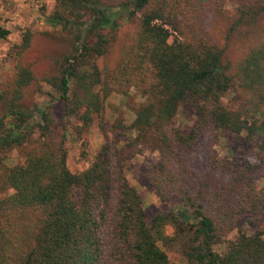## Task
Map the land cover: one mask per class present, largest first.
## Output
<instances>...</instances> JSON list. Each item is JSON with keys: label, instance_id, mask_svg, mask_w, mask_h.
<instances>
[{"label": "trees", "instance_id": "trees-1", "mask_svg": "<svg viewBox=\"0 0 264 264\" xmlns=\"http://www.w3.org/2000/svg\"><path fill=\"white\" fill-rule=\"evenodd\" d=\"M53 1L45 19L67 32L68 51L57 59L56 72L42 78L53 92L48 104L22 103L31 84L40 92L20 59L28 32L11 49L13 73L0 88V150L22 147L24 155L21 164L3 167L11 193L0 198V264H170L164 247L173 241L189 264H264V220L253 230L236 226L238 219L250 224L264 214V187H257L256 176L264 169V120L255 117L264 102V36L256 30V38L240 42L241 56L229 63L223 47L186 39L180 0ZM263 10L264 0H239L230 30L253 26ZM122 25L128 30L109 63ZM165 26L179 38L168 41ZM6 34L0 27V38ZM234 85L248 94L249 110L221 101ZM131 89L144 99L132 121L112 122L90 164L69 171L52 108L58 104L63 128L75 119L80 123L73 128L83 132L110 93L127 96ZM179 106L194 116L186 133L172 124ZM131 132L125 146L133 142L158 155L144 157V178L160 201L176 200L148 222L115 145ZM206 132L244 139L251 157L220 160L211 151L206 168L193 173L190 155ZM220 243L217 252L213 246Z\"/></svg>", "mask_w": 264, "mask_h": 264}, {"label": "rangeland", "instance_id": "rangeland-1", "mask_svg": "<svg viewBox=\"0 0 264 264\" xmlns=\"http://www.w3.org/2000/svg\"><path fill=\"white\" fill-rule=\"evenodd\" d=\"M110 2L113 0H102ZM239 0H180L182 16L186 19L188 28L186 39H203L210 43L223 47V58L232 63L241 56L240 45L245 39L253 40V35L258 30V37L264 36V10L259 12L254 25L235 27L230 30L238 15ZM53 0H0V27L7 30L4 38H0V88L9 82L13 73L14 56L12 48L21 41L24 32L30 35L27 48L20 54L22 63L30 67L34 77L38 80L37 92L33 84L25 90L22 103L27 107L33 105H47L52 90L46 85L42 78L54 74L57 70V59L68 51L66 31L47 22L45 17L53 11ZM239 25V24H238ZM171 35L168 41L179 38L176 31L168 26ZM128 30L122 25L117 33V38L111 42V48L107 57L109 63H113L116 58L117 45L121 37ZM235 30V31H234ZM233 31V32H232ZM232 32V34H231ZM183 40V36H180ZM15 47L13 48V50ZM248 94L241 88L232 86L221 97V101L233 109L247 108ZM144 99L131 89L127 96L112 92L105 99L104 109L100 116L93 117L92 123L83 132H78L73 128L79 125V121L70 119L71 124L62 127L63 117L59 111L58 104L51 112L56 119L55 130L58 135L63 136L64 147L66 149V166L71 172H77L88 166L93 159L95 152L99 149L104 140V130L112 122L122 120L124 124L132 121L133 109ZM56 104V103H55ZM54 105V104H53ZM249 110V109H248ZM251 112V110L249 111ZM255 117L264 120V102L259 106V111ZM194 123V116L183 106H179L172 118V124L186 133ZM134 133L122 138L115 145L119 150L123 174L128 183L133 186L142 199L147 222L150 217L163 209L169 208L176 201L173 197L168 200L160 201L155 189L144 178L143 159L150 158L153 161L158 158L156 153L143 148L132 141ZM214 134L206 132L200 135L196 149L190 155L188 162L189 168L193 173H200L206 168V155L215 152V156L220 160L237 156L239 160L251 157V152L247 153L249 144L244 139L236 140L231 134H219L214 139ZM130 143V144H129ZM137 148L143 149L140 154L134 153L130 156L125 152ZM22 147H13L7 150H0V198L11 193L3 179V167H12L21 164L24 159ZM124 152V153H123ZM247 153V154H246ZM257 187H264V169L257 173ZM264 220V214L254 216L250 224H245L238 219L236 226L238 229L246 231L256 229L259 223ZM235 230L231 231L227 237H232ZM180 244L173 241L166 248L164 247L170 264H189L180 253ZM224 243L216 244L213 249L221 252Z\"/></svg>", "mask_w": 264, "mask_h": 264}]
</instances>
